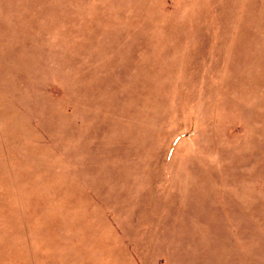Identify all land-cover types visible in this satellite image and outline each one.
I'll list each match as a JSON object with an SVG mask.
<instances>
[{"label":"rangeland","instance_id":"374dc122","mask_svg":"<svg viewBox=\"0 0 264 264\" xmlns=\"http://www.w3.org/2000/svg\"><path fill=\"white\" fill-rule=\"evenodd\" d=\"M0 264H264V0H0Z\"/></svg>","mask_w":264,"mask_h":264}]
</instances>
